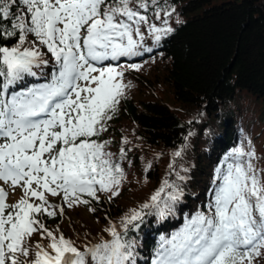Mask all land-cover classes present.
I'll list each match as a JSON object with an SVG mask.
<instances>
[{
  "label": "snow or ice",
  "instance_id": "1",
  "mask_svg": "<svg viewBox=\"0 0 264 264\" xmlns=\"http://www.w3.org/2000/svg\"><path fill=\"white\" fill-rule=\"evenodd\" d=\"M150 4L156 0H0V35L19 34L16 45L0 46V76L5 77L0 87L7 90L24 74L35 77L33 66L48 65L35 43L21 48L28 34L55 61L46 82L13 92L7 99L0 91V181L24 190L9 205L7 192L0 187V264H86V256L93 264H125L132 257L130 245L115 227L106 229L111 241L81 250L62 233L57 236L47 229L38 214L55 216L49 209L60 207L48 204L45 192L62 193L69 207L88 203L81 199L84 193L96 199L98 190L118 194L112 186L119 184L120 165L105 151L108 141L94 137L106 131L122 90L116 77L123 73L111 65H97L139 55L134 37L143 40L140 26L148 23ZM155 15L160 18L159 9ZM4 22L10 30L3 28ZM149 28L153 34L171 32L155 24ZM120 151L123 156L124 149ZM254 155L242 148L232 150L225 162H233L217 169L218 183L207 212L186 218L177 233L162 241L151 264H256L264 257V173L252 164ZM163 190L152 196L153 202L160 200ZM165 199L177 197L169 193ZM141 215L133 212L126 218L125 229ZM36 232L42 238L46 235L48 245L37 242L34 258L21 261L20 256H32L28 241Z\"/></svg>",
  "mask_w": 264,
  "mask_h": 264
},
{
  "label": "trees",
  "instance_id": "2",
  "mask_svg": "<svg viewBox=\"0 0 264 264\" xmlns=\"http://www.w3.org/2000/svg\"><path fill=\"white\" fill-rule=\"evenodd\" d=\"M175 11L182 19L170 27ZM146 15L148 23L140 26L143 40L134 37L139 55L97 65L141 63L128 67L124 83L129 80L132 91L118 97L106 131L94 137L108 141L105 151L120 165L119 184L112 186L118 194L98 190L96 199L84 193L81 199L88 203L65 207L62 216L38 214L47 229L57 236L62 233L81 250L111 241L106 229L115 227L132 252L125 264H151L162 241L177 233L186 218L207 212L218 183L217 169L233 162H225L233 149L254 152L251 162L264 173V0H156ZM150 24L171 32L153 34ZM3 28L10 30V24L4 22ZM18 41V33L0 35V46L12 47ZM33 43L49 63L33 66L35 77L24 74L7 90L0 87L5 99L51 78L55 61L47 48L32 34L21 48ZM148 56L154 58L145 61ZM4 80L0 76V86ZM162 187L160 200L153 202ZM169 193L177 199L166 200ZM145 204L148 207L142 208ZM133 212L142 215L125 229ZM37 242L47 246L49 239L33 233L28 241L32 256H20L21 261L34 258ZM86 264H93L91 256H86ZM256 264H264V257Z\"/></svg>",
  "mask_w": 264,
  "mask_h": 264
},
{
  "label": "rangeland",
  "instance_id": "3",
  "mask_svg": "<svg viewBox=\"0 0 264 264\" xmlns=\"http://www.w3.org/2000/svg\"><path fill=\"white\" fill-rule=\"evenodd\" d=\"M220 1H226V0H213L214 4H216V3L220 2ZM181 15L182 14H177L176 11L172 13L171 17L175 16V18L173 20H172L171 17L169 18L170 21H171L170 27L173 26L175 21H179L180 19H182ZM150 58L153 59L154 57H151V56L145 57V61L149 60ZM137 62L138 61H133V60H131L130 62H127V63L126 62H119V61L115 62V65H114L115 67L114 68L116 69V71L123 73L122 76L116 77V80L119 83H121V85H122L121 95H125L126 93L132 91V86L130 84V81L128 80V82L124 83V77H125L124 75H125V73H127L128 67H129V69L137 68V67H131V65H136V66L141 65V63L137 65L136 64ZM102 66H104V65H102ZM125 78H127V77H125ZM80 83L83 84L84 82L81 81ZM258 150H260L259 147H258ZM0 187H3L6 190V192H7L6 203L9 204V205L16 203L24 195V190H23V188L21 186H17L15 188H13L10 183H5L4 181H0ZM33 187H36V185L33 184ZM41 191H43V190L41 189ZM45 197H46V199L48 201V204H51L53 206H55V205H59L60 206L59 208H56V207L50 208L49 209L50 211H55L56 212V216L57 215L58 216L64 215V212H65L64 208L68 207V205L64 201L62 193H61V195H58V196H52L51 194H49V195L47 194V195H45ZM29 200L32 203H37V201H38V199L34 198V197H29ZM61 208L63 209V212L60 211ZM10 210L11 209H8V211H10ZM48 217H51V216H48ZM41 222L43 223L42 219H41ZM44 225L47 228V224H44ZM260 258L263 259V257H260Z\"/></svg>",
  "mask_w": 264,
  "mask_h": 264
}]
</instances>
